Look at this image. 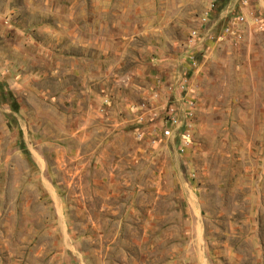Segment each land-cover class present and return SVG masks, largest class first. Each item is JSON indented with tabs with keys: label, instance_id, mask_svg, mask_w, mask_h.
<instances>
[{
	"label": "rangeland",
	"instance_id": "1",
	"mask_svg": "<svg viewBox=\"0 0 264 264\" xmlns=\"http://www.w3.org/2000/svg\"><path fill=\"white\" fill-rule=\"evenodd\" d=\"M0 264H264V0H0Z\"/></svg>",
	"mask_w": 264,
	"mask_h": 264
}]
</instances>
